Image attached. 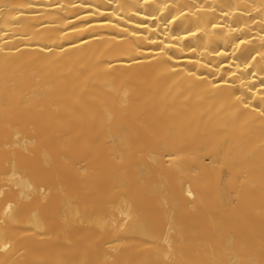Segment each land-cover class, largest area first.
<instances>
[{"label": "bare ground", "instance_id": "1", "mask_svg": "<svg viewBox=\"0 0 264 264\" xmlns=\"http://www.w3.org/2000/svg\"><path fill=\"white\" fill-rule=\"evenodd\" d=\"M0 264H264V0H0Z\"/></svg>", "mask_w": 264, "mask_h": 264}]
</instances>
